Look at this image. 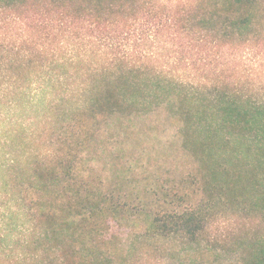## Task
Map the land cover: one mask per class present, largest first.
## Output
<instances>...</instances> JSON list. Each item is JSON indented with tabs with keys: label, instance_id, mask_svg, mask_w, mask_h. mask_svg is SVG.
Wrapping results in <instances>:
<instances>
[{
	"label": "trees",
	"instance_id": "obj_1",
	"mask_svg": "<svg viewBox=\"0 0 264 264\" xmlns=\"http://www.w3.org/2000/svg\"><path fill=\"white\" fill-rule=\"evenodd\" d=\"M164 104L198 167L150 230L199 243L229 213L217 243L264 264V0H0V264H115L125 205L80 158L95 124Z\"/></svg>",
	"mask_w": 264,
	"mask_h": 264
},
{
	"label": "rangeland",
	"instance_id": "obj_2",
	"mask_svg": "<svg viewBox=\"0 0 264 264\" xmlns=\"http://www.w3.org/2000/svg\"><path fill=\"white\" fill-rule=\"evenodd\" d=\"M175 113L164 104L149 113L116 115L92 126L95 133L80 158L79 173L91 177L96 193H107L126 209L110 221L106 244L115 264H240L238 254L217 243L237 227L229 213L216 214L199 243L150 230L155 217L175 212L168 211L172 207L185 208L194 194L183 179L198 164L182 147ZM178 192L188 195L178 201Z\"/></svg>",
	"mask_w": 264,
	"mask_h": 264
}]
</instances>
